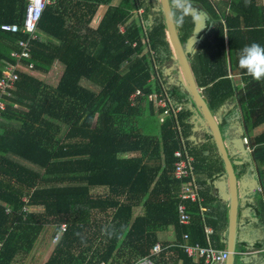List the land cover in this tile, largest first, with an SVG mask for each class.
Returning <instances> with one entry per match:
<instances>
[{
	"label": "trees",
	"instance_id": "trees-1",
	"mask_svg": "<svg viewBox=\"0 0 264 264\" xmlns=\"http://www.w3.org/2000/svg\"><path fill=\"white\" fill-rule=\"evenodd\" d=\"M112 1L53 0L42 11L37 38L30 40L31 57L22 58V65L32 64L34 73L20 70L11 102L0 117V264H24L19 258L36 247L43 230L49 229L53 237L62 223L66 228L43 264H131L149 253L155 241L170 243L158 236L169 228L174 242L187 232L190 242L207 244L210 225L212 243L226 248L227 207L221 196L225 191L213 195L203 188L209 183L206 176L226 173L225 160L210 130L202 131L201 146L193 143L198 126L192 105L181 94L185 88L172 74L171 81L162 75L166 63L176 61L166 38L161 0L138 1L137 7L144 9L143 24L134 18L133 0L118 5ZM191 2L210 13L206 28L197 33L189 17L175 33L181 45L187 44L192 75L203 86L209 109L219 115V128L237 117L233 109L221 111L236 90L229 67L238 68L248 81L237 95L254 119L251 125L264 121V80L252 79L238 66L244 45L264 44V4ZM26 3L0 0V23L22 26ZM102 5H107L105 13L95 27L89 26ZM27 36L0 30V74L3 60L14 61L11 51ZM54 61L64 69L56 85H50L44 75ZM153 72L164 80L157 81L156 93L161 95L164 87L174 105L182 106L177 118L195 156L201 204L213 207L202 216L200 204L186 201L190 223L178 221L180 179L172 168L173 150L179 144L172 119L159 122L155 133L157 112L147 99ZM137 88L142 93L133 102L130 97ZM146 114L153 119L148 122ZM257 139L264 141V133ZM97 186L107 187V192L92 193ZM37 206L42 210L36 211ZM138 207L141 212L135 215ZM102 213L104 220L97 218ZM243 243L237 241L233 264L242 255ZM251 246L264 247V238ZM168 249V255L165 250L152 255L157 264H178L180 259L182 264H207L204 257L194 259L175 245Z\"/></svg>",
	"mask_w": 264,
	"mask_h": 264
},
{
	"label": "crops",
	"instance_id": "crops-1",
	"mask_svg": "<svg viewBox=\"0 0 264 264\" xmlns=\"http://www.w3.org/2000/svg\"><path fill=\"white\" fill-rule=\"evenodd\" d=\"M258 3L264 4V0H258ZM195 8H197L203 14L204 21L206 23L207 18L210 17V13L202 7ZM205 28H203L201 32ZM166 36L169 40L167 32ZM170 45L172 53L175 54L171 42ZM183 48L184 50H186L187 44H184ZM63 69V63H61L60 61H54L48 73L44 75V81L46 82L45 78L50 77L51 75H53L54 77L57 76L59 79L63 72ZM228 73L231 77L232 83L234 84V86H236V90L233 97L225 101L221 111L223 110L224 112L228 109H233V112L236 113L237 117L230 118L231 120L227 122L228 125L222 126L220 130L223 137V143L227 150V156L230 159L234 172L236 174L238 194V203L236 208V240L239 241L243 239L246 242V244L243 243L244 248L240 247L242 249L240 250L242 252V255L241 257H238L236 259V264H264V247L251 246L252 243H255V240L257 241L258 239L264 238V220H262V218L264 217V141H259L257 139L259 135L264 133V121L251 125V122L254 119L248 117L249 114L247 115L246 113V103L243 101L239 102L238 100V95L240 93V90L238 89L242 88L243 85H245L248 81L247 79L242 77V74L238 68L231 69L229 67ZM213 115L216 120L220 122L219 115L214 112ZM195 121L198 127L194 131L195 140H193V143L197 146H201L205 141V138L202 135V131L209 132V129L203 130L201 126V118L199 116L198 119H195ZM244 138H246V142L244 141ZM213 140L214 142H216L214 138ZM29 165L32 166L31 163ZM206 177L209 183L208 186H203V188H210V192L213 195H216L218 193H220L221 195L223 191H225V193L221 196H224V203L227 207L228 222V219L230 218V204L227 173ZM257 187H260L261 189L259 190ZM92 189H100L101 191L105 190L107 192V187L105 186H97L93 187ZM221 207H223L222 203ZM36 210L41 211V206H37ZM206 210L210 211L209 213H211L213 207L211 205L206 206L204 213ZM259 210H262L263 213H260ZM140 212L141 209L138 207L135 209L134 214L136 215ZM226 230L229 232V222ZM50 234L51 233L49 229L43 230L41 236L38 239L36 247L32 250V252H30V264H37V255L43 253V251H45V255L43 256L39 264H43L45 262V259L52 249V244L48 243V240H50V237L52 236ZM158 236L161 239H170V241L172 242L174 239L173 228H169L165 231H159ZM236 240L235 247L237 248L238 245ZM26 262L29 261L26 260Z\"/></svg>",
	"mask_w": 264,
	"mask_h": 264
},
{
	"label": "built area",
	"instance_id": "built-area-1",
	"mask_svg": "<svg viewBox=\"0 0 264 264\" xmlns=\"http://www.w3.org/2000/svg\"><path fill=\"white\" fill-rule=\"evenodd\" d=\"M53 3V0H27L22 26L17 23H0V30L18 32L22 31L26 33L27 39L18 40V49L11 51V57L15 58L14 61L3 60V68L0 74V117L2 111L5 109L7 104H10V96L12 90L16 87V81L20 77V70H27L30 74L34 73L32 70V64H29L27 67L22 65V58L31 57V39L37 38V24L41 17L43 9L48 5ZM144 26V25H143ZM121 30H124V27H121ZM144 43H148V39H143ZM135 45V44H134ZM150 58L153 60L152 52H150ZM155 67V66H154ZM156 78L159 82L162 79L156 75L155 72L152 74L151 80ZM200 90L203 89V86L199 85ZM142 91L140 88H137L134 93L131 95L130 99L134 102L137 95L141 94ZM156 93V88H154L151 93L147 95L148 101L154 102L155 110H157V115L159 114V121L163 122L166 117L172 119V129L175 131V137L178 139V147L173 150V155L175 157L173 161L172 174L174 177L180 179V190L177 194V214L178 221L180 223H190L192 220V213L187 209L186 201L197 202L200 204V210L202 216L205 215L204 207L201 202L203 197L201 195V186L198 183L197 175L195 172V156L190 151L189 145L185 141L183 136L181 126L178 122V113L181 110L182 106L180 104L174 105L167 91L162 87V94ZM161 110V112H160ZM246 142V138H244ZM259 190L260 187H257ZM25 200H27L25 198ZM6 212H10V208H6ZM66 225L64 223L59 225L58 230L52 237V242H56L59 238V235L65 230ZM207 231V244H201L199 242H190L189 234L184 232L182 234V239L179 241H173L168 244L163 245L160 241H155L149 253L142 255L135 259L131 264H157L152 258V255H157L161 251L165 250V255L171 253V249H168L171 245L180 247L187 255L198 259L199 257H204V261L207 264H226V260L229 254V249L219 248L215 246L210 237V232L213 231L211 226H206ZM1 246V241H0ZM104 264V263H103ZM178 264H182L180 259Z\"/></svg>",
	"mask_w": 264,
	"mask_h": 264
},
{
	"label": "water",
	"instance_id": "water-1",
	"mask_svg": "<svg viewBox=\"0 0 264 264\" xmlns=\"http://www.w3.org/2000/svg\"><path fill=\"white\" fill-rule=\"evenodd\" d=\"M161 4L164 11L165 22L167 25V34L169 40L173 46L175 52V60L177 59L178 65L180 66V73H177L178 81H181L184 88H189L192 95L194 102L202 109L203 116L201 118V126L203 130H211L214 139L220 149L221 154L225 160V167L226 173L228 176V191H229V204H230V222H229V232L226 230L225 233L227 235V247L229 249V254L227 257L226 264H233L234 260V247H235V240H236V208H237V201H238V194H237V183H236V174L234 172L233 166L231 164L230 159L227 156V150L223 143V137L221 130L219 128V123L216 118L214 117L212 111L209 109L204 97L201 93L199 85L196 83L194 76L192 75L189 61L185 56V50L183 45L180 44L178 41V37L175 33V29L171 25V22L168 20L167 16V0H161ZM176 65V64H175ZM174 65V67H175ZM177 66V65H176ZM173 65L166 69V73H169L170 69H174ZM198 116H195L194 119H197Z\"/></svg>",
	"mask_w": 264,
	"mask_h": 264
},
{
	"label": "clouds",
	"instance_id": "clouds-1",
	"mask_svg": "<svg viewBox=\"0 0 264 264\" xmlns=\"http://www.w3.org/2000/svg\"><path fill=\"white\" fill-rule=\"evenodd\" d=\"M167 16L174 29L182 28L189 17L196 25L197 33L207 26L203 14L192 5L191 0H167ZM238 66L252 79L264 80V44L252 42L244 45L239 53Z\"/></svg>",
	"mask_w": 264,
	"mask_h": 264
},
{
	"label": "rangeland",
	"instance_id": "rangeland-1",
	"mask_svg": "<svg viewBox=\"0 0 264 264\" xmlns=\"http://www.w3.org/2000/svg\"><path fill=\"white\" fill-rule=\"evenodd\" d=\"M120 1L121 0H113L112 1V4L113 5H118L119 3H120ZM138 1L139 0H133V3H134V7H133V12H134V18L135 19H137V20H139L140 21V23H142L143 24V21H142V13H143V11H144V9L143 8H138L137 7V5H138ZM160 3V0H158V4ZM106 9H107V5H102V6H100V7H98V9H97V12L95 13V15H94V17H93V19H92V21H91V24H89V26H92V27H95L96 26V24L98 23V21H100V19H101V16L105 13V11H106ZM166 38H167V36H166ZM168 40V39H167ZM168 42H169V40H168ZM169 45H170V42H169ZM170 47H171V45H170ZM173 54V53H172ZM176 55L175 54H173V59L175 60V57ZM149 58H150V56H149ZM149 61H151L152 62V60L151 59H149ZM176 61V67H175V72H176V76H177V73L179 72L180 73V71H181V69H180V66L178 65V61H177V59L175 60ZM167 65H169L170 63L168 62V63H166ZM174 76V75H173ZM45 80H46V82H47V84H52V85H55L56 83H57V81H58V77L56 76V77H54L53 75H51L50 77H47V78H45ZM162 81H164V80H162ZM151 83H152V85H153V89L155 88V85H156V83H157V79L156 78H153V80H151ZM87 85H90L91 87H93V84H87ZM182 95H184V98H186L187 99V102H190V105H192V107H193V111H194V114H195V116H199V117H201L202 118V116H203V112H202V109L194 102V100H193V95H192V93H191V91H190V89L189 88H185V90L183 91L182 90V93H181ZM154 108H155V106H154ZM156 109V108H155ZM156 112H157V110H155ZM159 117H160V115L158 114V115H155V125H154V127L156 128V134L159 132L158 131V124H159ZM145 118L147 119V121L149 122V120H152L153 118H151L150 117V114H146V116H145ZM156 118H157V120H158V123H157V121H156ZM198 119V118H197ZM63 127H65V125L63 126ZM211 131V130H210ZM223 131H224V129H223ZM217 144V143H216ZM91 192L92 193H94V192H96V194H103V193H105L106 191L104 190V191H101L100 189H91ZM32 209V207H29V210H31ZM36 210V209H35ZM36 211H38V210H36ZM101 216V217H100ZM97 218L98 219H101V220H104L105 219V215L102 213V214H100V215H98L97 216ZM228 222H230V218L228 219ZM238 231V230H237ZM48 243L49 244H53V242H52V237H50V240H48ZM226 247H227V244H226ZM228 248V247H227ZM32 252V251H31ZM29 255H31V253H29ZM29 255H26V256H24L23 258H19V259H21L22 260V263H24V264H27V263H31V259L29 258ZM45 255V251H43V253H40V254H38L37 255V257H38V259H37V264H39L40 263V261L42 260V258H43V256ZM18 259V260H19ZM26 260L27 261H29V262H26ZM101 264H103V263H101Z\"/></svg>",
	"mask_w": 264,
	"mask_h": 264
},
{
	"label": "flooded vegetation",
	"instance_id": "flooded-vegetation-1",
	"mask_svg": "<svg viewBox=\"0 0 264 264\" xmlns=\"http://www.w3.org/2000/svg\"><path fill=\"white\" fill-rule=\"evenodd\" d=\"M171 65H173V67H174V64H170V65H167L165 68H164V70H163V74L162 75H164L165 77H167V79L169 80V81H171L173 78H177V76H176V72H175V70L174 69H170V71H169V73H166L165 71H166V69L168 68V67H170ZM175 67H176V65H175ZM174 67V68H175ZM168 74H172V77L173 78H171V76L169 77L168 76ZM174 75V76H173Z\"/></svg>",
	"mask_w": 264,
	"mask_h": 264
}]
</instances>
